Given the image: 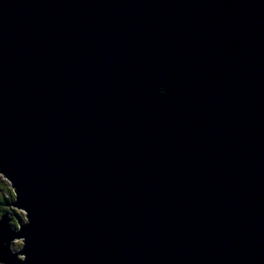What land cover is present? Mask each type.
<instances>
[{"label": "water", "instance_id": "water-1", "mask_svg": "<svg viewBox=\"0 0 264 264\" xmlns=\"http://www.w3.org/2000/svg\"><path fill=\"white\" fill-rule=\"evenodd\" d=\"M0 174V264H264V0H0Z\"/></svg>", "mask_w": 264, "mask_h": 264}, {"label": "trees", "instance_id": "trees-1", "mask_svg": "<svg viewBox=\"0 0 264 264\" xmlns=\"http://www.w3.org/2000/svg\"><path fill=\"white\" fill-rule=\"evenodd\" d=\"M15 194L10 183L0 174V216L3 212L7 211L14 201ZM15 216L22 220V212L16 209L12 210ZM14 226L17 227L16 220H13Z\"/></svg>", "mask_w": 264, "mask_h": 264}, {"label": "rangeland", "instance_id": "rangeland-1", "mask_svg": "<svg viewBox=\"0 0 264 264\" xmlns=\"http://www.w3.org/2000/svg\"><path fill=\"white\" fill-rule=\"evenodd\" d=\"M5 178V177H4ZM6 179V178H5ZM7 180V179H6ZM8 181V180H7ZM9 182V181H8ZM10 183V182H9ZM10 185H11V183H10ZM9 209L10 210H14V208H13V206H11L10 205V207H9ZM18 212H22L21 210H17ZM23 213V212H22ZM12 214L14 215V213L12 212ZM22 217V220L24 219H26L25 218V215H24V213H23V215L21 216ZM13 248L14 249H16V250H20V240H18V239H16V240H14L13 241ZM21 257H22V255H21Z\"/></svg>", "mask_w": 264, "mask_h": 264}]
</instances>
